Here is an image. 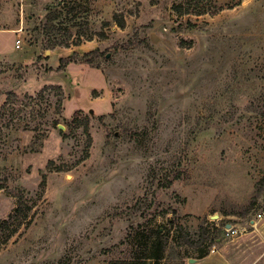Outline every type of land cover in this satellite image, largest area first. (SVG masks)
<instances>
[{
	"label": "rangeland",
	"instance_id": "rangeland-1",
	"mask_svg": "<svg viewBox=\"0 0 264 264\" xmlns=\"http://www.w3.org/2000/svg\"><path fill=\"white\" fill-rule=\"evenodd\" d=\"M215 250L264 264V0H0V264Z\"/></svg>",
	"mask_w": 264,
	"mask_h": 264
},
{
	"label": "trees",
	"instance_id": "trees-1",
	"mask_svg": "<svg viewBox=\"0 0 264 264\" xmlns=\"http://www.w3.org/2000/svg\"><path fill=\"white\" fill-rule=\"evenodd\" d=\"M103 55H104L103 51H100L98 49L91 50L89 52H86L83 55V62L88 63L90 66L98 67L99 58L103 57ZM69 60L70 58L68 59L60 58L59 64L55 66L54 68H50V69L55 70V71H60L68 64ZM44 181H45V178L44 176H42L40 184H44ZM205 232L209 234V231L203 229L201 232V235L204 236ZM167 242H168L167 234H165L163 231L158 229L156 231V237L153 242L154 252L151 257H153L156 260L164 258L166 247H167Z\"/></svg>",
	"mask_w": 264,
	"mask_h": 264
},
{
	"label": "crops",
	"instance_id": "crops-1",
	"mask_svg": "<svg viewBox=\"0 0 264 264\" xmlns=\"http://www.w3.org/2000/svg\"><path fill=\"white\" fill-rule=\"evenodd\" d=\"M7 31L12 32V29H7ZM190 264H233V263H231L228 260V258H225L221 252L215 250L214 252H211L202 258L195 259V261L193 263L191 262Z\"/></svg>",
	"mask_w": 264,
	"mask_h": 264
},
{
	"label": "built area",
	"instance_id": "built-area-1",
	"mask_svg": "<svg viewBox=\"0 0 264 264\" xmlns=\"http://www.w3.org/2000/svg\"><path fill=\"white\" fill-rule=\"evenodd\" d=\"M18 43H19V40H17V46H19ZM257 216L260 217V214H258ZM222 233L226 237H234V236L246 233V229L243 226L228 224L222 227ZM211 250L213 251V248Z\"/></svg>",
	"mask_w": 264,
	"mask_h": 264
},
{
	"label": "water",
	"instance_id": "water-1",
	"mask_svg": "<svg viewBox=\"0 0 264 264\" xmlns=\"http://www.w3.org/2000/svg\"><path fill=\"white\" fill-rule=\"evenodd\" d=\"M191 261L193 260V259H190Z\"/></svg>",
	"mask_w": 264,
	"mask_h": 264
}]
</instances>
